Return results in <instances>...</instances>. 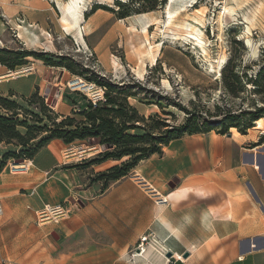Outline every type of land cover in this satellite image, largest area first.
<instances>
[{
	"label": "rangeland",
	"instance_id": "1",
	"mask_svg": "<svg viewBox=\"0 0 264 264\" xmlns=\"http://www.w3.org/2000/svg\"><path fill=\"white\" fill-rule=\"evenodd\" d=\"M61 1L65 4L70 0ZM167 1L84 0L80 13L81 20L87 21L84 41L75 33L61 31L51 24V37L40 40L41 45L29 46L31 52L44 60L27 58L23 65L10 71L11 79L39 74L41 87L35 92L37 98L31 96L28 98L31 103H27L13 97L12 92L0 98L23 109L17 111L19 121H26L29 126L50 127L51 123L39 111L41 105L54 123L66 117L81 120L79 113L87 109L88 102H104L105 89L97 84L99 81L122 89L127 103L139 115L160 117L168 124L167 128L182 125L190 112L197 113L200 125L218 128L215 123L228 114L240 116L236 123H245L248 115L243 113L264 108V75L262 80L258 76L264 67V0H192L165 28ZM144 15L152 21L148 35L142 34L138 20ZM7 27L0 39V50H26L15 31ZM191 36L201 39L205 54ZM146 38L156 56L154 65L147 53ZM247 38L250 45L246 44ZM158 44L161 45L157 51ZM52 63L61 64L52 66ZM234 76L237 80L232 82L230 78ZM225 79L230 81L232 92L226 88ZM255 80L260 85L258 90ZM24 111L37 115L43 122L24 118ZM0 115L7 114L0 109ZM146 127L152 129L154 124L148 123ZM18 130L25 133L24 128ZM231 131L237 135L236 129ZM249 131L251 138L264 142V112ZM130 133L144 134L139 130ZM19 150L0 143V160L5 154ZM47 151L53 154L54 162L41 171L40 181L24 185L17 195L19 218L14 219L5 211L0 218V264H81L70 261L93 250L94 241L102 234L105 236V232L96 230L97 220L106 224L109 219L102 207L97 209L95 200L128 181L136 182L140 191L148 192L137 179L144 176L145 162L157 155L140 161L119 180L106 181L98 176L127 158L119 162L103 161L99 154L105 147L90 140L69 145L52 140L39 152ZM29 161L8 159L0 173L6 168L7 174L22 177L26 182L31 173V166L26 164ZM14 165L29 166L28 171L12 173ZM30 188L36 190L28 198ZM0 200L5 201L1 193ZM55 208L59 212L51 214ZM144 237L131 246L126 228L121 230L124 247L119 264H139L130 257L141 247L140 239ZM144 245L151 258V250L157 247Z\"/></svg>",
	"mask_w": 264,
	"mask_h": 264
},
{
	"label": "crops",
	"instance_id": "2",
	"mask_svg": "<svg viewBox=\"0 0 264 264\" xmlns=\"http://www.w3.org/2000/svg\"><path fill=\"white\" fill-rule=\"evenodd\" d=\"M53 15L60 16L59 20ZM60 19L53 0H0V39L7 26L16 38L19 30L15 26L27 28L42 41L51 37V24L72 32L62 27ZM86 24L84 19L83 32ZM18 41L31 50L27 42ZM10 73L0 65L1 96L12 92L13 97L28 99L41 87L39 74L11 79ZM250 136V131L234 135L230 129L224 135L211 131L171 141L161 155L145 162L144 176L137 179L148 192L128 181L95 200L97 209L102 207L109 216L106 224L97 220L96 230L105 236L94 241L92 251L70 262L119 264L124 247L121 230L126 228L131 246L144 235L164 256L171 253L165 264H264V142ZM29 162L31 173L26 182L7 174L6 168L0 173V193L5 199L0 200L2 216L5 211L19 218V191L40 181L41 171L54 157L48 151L39 152ZM35 190L30 188L27 197H33ZM161 198L165 203L158 205ZM184 253L186 258H182Z\"/></svg>",
	"mask_w": 264,
	"mask_h": 264
},
{
	"label": "trees",
	"instance_id": "3",
	"mask_svg": "<svg viewBox=\"0 0 264 264\" xmlns=\"http://www.w3.org/2000/svg\"><path fill=\"white\" fill-rule=\"evenodd\" d=\"M44 60L41 55L31 51H6L0 50V65L13 71L16 67L23 65L26 58ZM56 66L61 63H52ZM264 75V67L259 71V80ZM226 88L231 91V84L225 79ZM232 82L237 80L234 76L230 78ZM258 90L260 85L257 80L254 81ZM97 84L105 89L104 102L92 104L88 102L87 109L79 113L81 120L73 118H63L58 123H54L51 117L46 115L44 106L41 105L39 111L47 118L51 126L35 127L29 126L26 121H19L18 110H23L15 102L0 98V109L7 115H0V143L14 145L20 150L5 154L0 160V171L5 167L8 159H33L34 156L43 149L52 140H61L65 145L76 141H92V144L105 147V151L99 154L103 161L114 160L121 161L127 158L107 171L101 173L98 178L106 181H117L126 176L137 164L147 159L149 156L162 154L163 147L171 141L180 139L184 136L194 134H205L216 131L217 134H227L230 129H236L240 134H246L247 130L253 126L254 121L262 117L264 108H255L253 112L241 113L247 114L248 120L245 123L235 122L240 116L227 115L220 122H216L218 128L214 125L198 124L197 113L190 112L189 117L182 125L167 128L168 124L160 117L145 118L127 103V97L122 89L116 86L99 82ZM37 98L34 94L33 97ZM24 102L31 103L29 99L21 98ZM24 118L30 117L36 123L41 124L43 120L37 115L27 111L23 112ZM154 124L152 129L146 127V124ZM18 128H24L25 133H21ZM143 131L142 135H134L132 131ZM41 133L46 135L42 137Z\"/></svg>",
	"mask_w": 264,
	"mask_h": 264
},
{
	"label": "bare ground",
	"instance_id": "4",
	"mask_svg": "<svg viewBox=\"0 0 264 264\" xmlns=\"http://www.w3.org/2000/svg\"><path fill=\"white\" fill-rule=\"evenodd\" d=\"M192 0H168L166 3L165 7V14L167 16V20L164 23L165 28H169L171 26L172 20L176 19L178 14L181 12V10L185 7V5L189 4ZM54 3L59 8L60 15H61V23L63 24L64 28L68 31H72L77 35V37L81 40H83V30L81 28V23L83 24L84 22L80 18V13L81 11V5L83 4L84 0H70L69 2L62 4L59 0H53ZM223 12V11H222ZM231 12V11H230ZM139 24H141V31L142 34L148 35V27L152 25L151 19L147 18L145 15L138 19ZM23 24V23H22ZM21 26V25H19ZM16 29L19 30L18 32V38L21 40H24L27 42L29 46H35L36 44L41 45L40 43V38L33 32L29 31L25 27H17L15 26ZM133 28V27H132ZM249 29H247V33L249 34ZM44 35V34H42ZM191 38L196 42V46L200 47V49L204 52L205 54V46L203 45L202 41L198 37H192ZM146 44L148 45L149 48H147V53L148 56L150 57V63L154 65L156 62V56L152 53V46L151 43L149 42L148 38L145 39ZM247 45H250V40L247 38L246 41ZM161 44H158L156 46L157 51L159 50ZM143 47V46H142ZM44 48V46H43ZM42 48V49H43ZM254 50V49H253ZM219 75V74H218ZM2 79V78H0ZM31 162H26L27 165H30ZM27 168L28 166L25 165H18L15 167H11L12 169H20V168ZM163 199V198H161ZM159 203V202H158ZM157 203V204H158ZM161 205V204H159ZM141 242V247L138 248L131 259L135 260L136 262H139L141 264H165L168 262V258L164 256L163 253L159 251L158 248H153L151 250V258L149 256L148 250L144 245V242L146 241V237L140 239ZM148 244V243H147Z\"/></svg>",
	"mask_w": 264,
	"mask_h": 264
},
{
	"label": "built area",
	"instance_id": "5",
	"mask_svg": "<svg viewBox=\"0 0 264 264\" xmlns=\"http://www.w3.org/2000/svg\"><path fill=\"white\" fill-rule=\"evenodd\" d=\"M13 167H15V165L13 166ZM29 167V166H28ZM28 171V168H20V169H12L11 168V172L12 173H25V172H27ZM159 202V203H158ZM157 203L158 204H164L165 203V200L164 199H159V200H157ZM59 211H58V209L57 208H55V209H52V211H51V214H56V213H58ZM2 214H3V209H2V204H1V201H0V217L2 216ZM147 239H146V241L144 242V243H146L147 244ZM141 242V241H140ZM149 242V241H148ZM143 242H141V244H142Z\"/></svg>",
	"mask_w": 264,
	"mask_h": 264
},
{
	"label": "water",
	"instance_id": "6",
	"mask_svg": "<svg viewBox=\"0 0 264 264\" xmlns=\"http://www.w3.org/2000/svg\"><path fill=\"white\" fill-rule=\"evenodd\" d=\"M187 256H188V254H187V253H184L183 256H182V258H186ZM166 257H167V258H170V257H171V253H168V254L166 255Z\"/></svg>",
	"mask_w": 264,
	"mask_h": 264
}]
</instances>
